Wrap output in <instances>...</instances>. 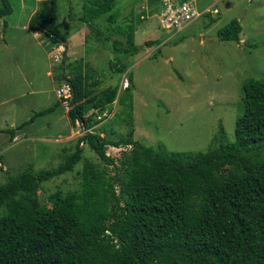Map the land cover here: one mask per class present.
I'll use <instances>...</instances> for the list:
<instances>
[{"label":"trees","instance_id":"obj_1","mask_svg":"<svg viewBox=\"0 0 264 264\" xmlns=\"http://www.w3.org/2000/svg\"><path fill=\"white\" fill-rule=\"evenodd\" d=\"M114 4L83 0L80 21L98 37L91 23L104 15L106 28L124 36L111 40L113 51L133 55L131 14L117 22ZM153 4L152 12L161 6L160 0ZM9 12L8 0H0V15ZM54 17V0H41L27 27L64 45ZM239 30L232 18L216 34L237 42ZM108 63L112 72L125 69L118 59ZM67 65L69 74L60 63L56 79L66 80L71 90L69 123L77 119L88 129L99 122L92 110L100 112L115 99L126 107L128 129L115 138L113 130L101 128L102 136L88 130L57 166L35 173L26 168L0 184V264H264V79L241 83L243 109L232 141L219 139L205 151H171L132 139L129 73L117 94L116 85L93 90L96 80L87 82L81 61ZM51 110L36 111L19 126ZM80 142L109 170L85 160L80 187L50 194V208L40 205L39 183L71 170L80 159ZM105 145L130 148L115 165Z\"/></svg>","mask_w":264,"mask_h":264},{"label":"rangeland","instance_id":"obj_2","mask_svg":"<svg viewBox=\"0 0 264 264\" xmlns=\"http://www.w3.org/2000/svg\"><path fill=\"white\" fill-rule=\"evenodd\" d=\"M40 1L8 0L10 12L0 15V184L26 168L33 173L53 168L74 151L81 135L68 123L63 106L51 104L60 84L55 82L57 72L63 66L62 72L68 75L67 64L76 61L90 74L88 83L96 80L95 91L116 85L121 94L127 74L131 75L132 139L142 145L205 151L219 139L233 140L234 120L243 109L241 83L247 78L264 79V0H193L197 7H215L218 13L214 19L200 15L173 35L158 27L152 12L153 1L158 0H114L117 22L131 14L137 46L133 55L113 51L111 40L124 36L106 28L104 15L91 23L98 37L80 21L83 0H54V25L65 44L49 42L41 31L27 27ZM232 18L240 25L237 42L206 39L218 37L216 31ZM103 35L110 37L103 41ZM116 59L125 64L122 72L109 67L108 62ZM50 105L53 111L13 130L25 139L10 140L11 129ZM102 110L105 116L92 121L89 131L102 136L101 128L113 130L114 138L125 134L126 107L114 99ZM78 146L80 159L71 170L39 183L40 205L50 208V194L78 189L85 160L109 170L84 142ZM129 148L105 145L104 153L117 165L121 153Z\"/></svg>","mask_w":264,"mask_h":264},{"label":"built area","instance_id":"obj_3","mask_svg":"<svg viewBox=\"0 0 264 264\" xmlns=\"http://www.w3.org/2000/svg\"><path fill=\"white\" fill-rule=\"evenodd\" d=\"M206 12L214 14L216 13V9L205 8L203 10H198L192 0H162L161 6L158 8V10L154 11L153 15L155 14L157 16V23L160 29L167 33H175L189 24L199 15ZM54 93L60 105H62L63 108L67 110L68 100L71 97V90L68 82L66 80H61L60 84L57 86V88H55ZM100 115L104 116L105 111H102ZM96 118H99V116H96ZM74 125L77 128L76 134L78 135H82L89 130L82 127L79 120L77 119L74 120Z\"/></svg>","mask_w":264,"mask_h":264},{"label":"crops","instance_id":"obj_4","mask_svg":"<svg viewBox=\"0 0 264 264\" xmlns=\"http://www.w3.org/2000/svg\"><path fill=\"white\" fill-rule=\"evenodd\" d=\"M47 75H50V73L47 71ZM55 75V74H54ZM55 77V76H54ZM57 77H59L60 78V76L58 75ZM60 80H62V79H60ZM56 83L58 82V80L56 79V81H55ZM55 90V89H54ZM54 100H55V102H53L51 105H58V106H60L59 105V103H58V100H57V98L56 97H54ZM51 105L50 106H47V107H51ZM47 107H45V108H47ZM52 108V107H51ZM44 109V108H43ZM41 110V109H40ZM37 111V110H36ZM39 111V110H38ZM51 111H53V109L51 110ZM51 111H49V112H51ZM62 114H63V116L65 115L64 114V111L62 112ZM33 121V120H32ZM31 121V122H32ZM30 122V123H31ZM68 123H69V120H68ZM21 124V123H20ZM19 124V125H20ZM16 126L15 128H13V129H11V134L9 135V138H10V140H13V141H16V140H19V139H25V136L23 135V136H20L21 135V133L18 135V134H15L14 132H13V130H20V129H23L24 128V126L22 127V125L21 126ZM71 125V124H70ZM73 126V128H74V131H76L75 130V126L74 125H72ZM71 129V128H70ZM70 132H72V129H71V131ZM15 134V135H14ZM77 135V134H76ZM30 136V135H29ZM110 146V145H109Z\"/></svg>","mask_w":264,"mask_h":264},{"label":"clouds","instance_id":"obj_5","mask_svg":"<svg viewBox=\"0 0 264 264\" xmlns=\"http://www.w3.org/2000/svg\"><path fill=\"white\" fill-rule=\"evenodd\" d=\"M193 1V0H192ZM194 3V2H193ZM195 7L198 9V10H203V9H205V8H207V9H209L210 7L209 6H207V7H197L196 5H195ZM212 8H215V7H212ZM211 8V9H212ZM216 9V13H214V14H210L209 12H206V13H203V14H201V15H204V14H207V16H209V18H211V19H214V17H213V15H216L217 13H218V10H217V8H215ZM153 13H154V11H153ZM200 16V15H199ZM141 17V16H140ZM193 21V20H192ZM170 34H172L173 35V33L171 32ZM220 36V35H219ZM62 80H64V79H62ZM126 86V84H124L123 85V87H125ZM123 87H122V89H123ZM58 103H59V101H58ZM60 104V103H59ZM68 108H69V105H68ZM68 110V109H67ZM66 110V111H67ZM94 113H95V116H94V118L95 119H98L99 121H101V119L105 116H101L100 114L102 113V111L103 110H101L100 112H98V111H96V110H92ZM96 116H99V118H96ZM74 125V124H73ZM75 126V125H74ZM82 127H83V125H82ZM81 143V142H80ZM114 147V146H113ZM0 167H1V164H0ZM4 168V167H3Z\"/></svg>","mask_w":264,"mask_h":264},{"label":"water","instance_id":"obj_6","mask_svg":"<svg viewBox=\"0 0 264 264\" xmlns=\"http://www.w3.org/2000/svg\"><path fill=\"white\" fill-rule=\"evenodd\" d=\"M219 37H220V36H218V37L215 36V37H213V38H206V39H207V40H208V39H217V38H219Z\"/></svg>","mask_w":264,"mask_h":264}]
</instances>
